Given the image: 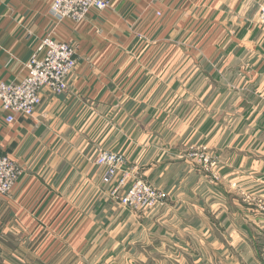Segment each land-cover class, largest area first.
Instances as JSON below:
<instances>
[{
  "label": "crops",
  "instance_id": "obj_1",
  "mask_svg": "<svg viewBox=\"0 0 264 264\" xmlns=\"http://www.w3.org/2000/svg\"><path fill=\"white\" fill-rule=\"evenodd\" d=\"M51 2L0 0V81L22 77L45 36L71 43L77 60L66 91L44 93L32 117L7 123L0 108V153L20 170L0 194V264H81L95 248L103 263L127 248L133 261L141 249L212 239L204 213L218 204L215 188L184 156L192 143L213 147L222 175L264 197V0H110L81 21L57 20ZM108 150L167 202L144 215L120 208L109 192L122 171L105 185L95 163ZM238 215L246 227L249 215Z\"/></svg>",
  "mask_w": 264,
  "mask_h": 264
},
{
  "label": "rangeland",
  "instance_id": "obj_2",
  "mask_svg": "<svg viewBox=\"0 0 264 264\" xmlns=\"http://www.w3.org/2000/svg\"><path fill=\"white\" fill-rule=\"evenodd\" d=\"M157 15L160 16V13H157ZM140 35L139 33L135 34L138 40L143 39L142 35ZM181 98L176 95L167 97L168 104L165 107H167L166 109L170 108V112H166L172 119H175L177 116L173 109L182 104ZM199 100H201L202 107H205L209 97L202 95L199 97ZM222 117H224V114L221 115V121ZM223 126L224 122L222 121L220 123V131L223 130ZM174 130L175 128H172L169 131L174 134ZM183 130L186 131V128ZM187 148L188 150L184 153V156L190 164L201 167L207 173L208 177L206 175L203 177L210 184L214 185L215 188V199L212 202L217 201L218 204L211 205L208 202L210 205L207 209L208 214L204 213L208 219L209 217L214 219L213 224L210 222L213 238L202 239L200 237L201 239L189 240L190 247L183 245L186 249L184 252H178L175 248L168 249V251L166 249L162 251L156 249H141L140 251H143L145 254L143 253L141 256L136 255L133 261L132 251L128 248L126 250L122 249L121 254L118 255V262L116 263H103L95 248L88 256L86 253L83 254L86 256L83 257V260L80 259L81 264H264V218H259V212L264 213V197L260 194L261 192L254 190H248L249 192L245 191V188L241 186L242 181L240 180V176H233V181H230L232 179L228 180L229 178L227 179L226 176L222 175V170L220 173L219 167L223 163L220 162L214 153V148H211L210 145L205 143H192ZM125 170H128V168H122V174ZM129 171H131L130 182L132 184L137 180L145 182L147 185L153 187L161 195V198L153 205L141 209L121 205L117 199H114L120 204V208L144 215L163 206L167 202L169 192L166 189L148 180L135 166H132V170ZM124 190L125 187H122L120 194ZM111 191L109 192V196ZM233 198L241 205L238 206L239 211L223 202V200L227 201ZM221 204H223L222 207L219 206ZM244 207H247L248 210L244 211ZM237 213L242 216L244 213L249 215V220L246 222L248 223V227H243L244 224L242 225L241 223L244 220L241 222V217ZM235 217L238 218L235 219ZM227 219L229 220L225 222ZM157 247L159 248V246ZM165 247L168 248L167 244H165ZM70 256L66 257L64 262L73 264L74 258H72V255Z\"/></svg>",
  "mask_w": 264,
  "mask_h": 264
},
{
  "label": "built area",
  "instance_id": "obj_3",
  "mask_svg": "<svg viewBox=\"0 0 264 264\" xmlns=\"http://www.w3.org/2000/svg\"><path fill=\"white\" fill-rule=\"evenodd\" d=\"M110 0H52L49 12L59 21L70 18L81 21L90 9L103 10ZM159 14V13H158ZM258 22L264 28V4L258 11ZM77 65L75 49L69 42L45 36L24 63L26 73L17 81H0V108L4 120L11 123L15 115L32 117L42 102L44 93L59 95L68 87V76ZM96 165L104 167L102 182L110 185L122 170L125 159L121 153L102 151L95 159ZM20 173L16 163L0 153V194L9 193ZM131 171H123L110 196L121 205L141 209L156 203L161 195L145 182H130ZM125 190L120 194V189Z\"/></svg>",
  "mask_w": 264,
  "mask_h": 264
}]
</instances>
